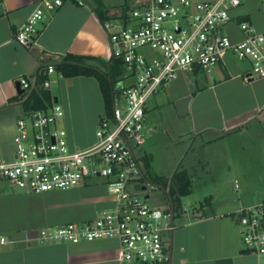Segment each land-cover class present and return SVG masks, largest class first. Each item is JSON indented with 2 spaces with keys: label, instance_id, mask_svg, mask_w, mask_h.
Masks as SVG:
<instances>
[{
  "label": "crops",
  "instance_id": "crops-1",
  "mask_svg": "<svg viewBox=\"0 0 264 264\" xmlns=\"http://www.w3.org/2000/svg\"><path fill=\"white\" fill-rule=\"evenodd\" d=\"M37 1L0 0V161H9L14 155L9 140L16 132L17 108L21 105L11 99L18 95L19 78L35 76L40 66L52 65L65 54L92 56L105 62L110 58L107 34L92 0H81L82 4L79 0H62V5L39 24L32 43H16V29ZM99 1L110 13L120 8L116 16H109L113 19L122 14L128 0ZM257 2L245 0L237 12L250 13L247 18L262 30L264 21L263 28H257V17L262 14L256 8ZM226 31L232 39L240 38L234 22L227 25ZM238 61L226 53L211 78L202 72L183 71L147 100L142 153L150 159L153 173L157 174L155 154L179 145L170 167L175 172L180 154L196 143L202 149L214 147L222 158H231L239 178L223 181L230 186L232 183L236 191L227 199L229 205L226 202L220 208L211 207L209 213L195 209L174 217L170 264L260 263L241 242L236 212L243 206L264 202V77H247L250 68ZM53 73L48 77L56 86L54 93L49 90L64 111L57 126L66 130L71 148L91 146L97 122L105 112L98 81L92 76L67 78ZM154 108L170 112L173 124L163 129L178 138L176 145L161 147L156 139H145L150 131L147 127L157 123L152 114L148 116V109ZM6 184L0 182V264H118L120 245L116 238L77 244H41L36 240L40 228L92 220L103 209L112 208L115 199L106 179L96 177L72 188L41 194L17 193ZM165 240L168 253V235Z\"/></svg>",
  "mask_w": 264,
  "mask_h": 264
},
{
  "label": "built area",
  "instance_id": "built-area-1",
  "mask_svg": "<svg viewBox=\"0 0 264 264\" xmlns=\"http://www.w3.org/2000/svg\"><path fill=\"white\" fill-rule=\"evenodd\" d=\"M244 2L133 0L126 16L104 21L110 57L120 61L125 70L124 85L113 97L110 114L105 111L100 116L91 146H69L66 130L56 124L64 115L57 102L16 120L14 155L9 161H0V182L41 194L102 177L115 199L112 208L103 209L92 220L40 228L38 243L77 244L116 238L118 264H168L163 236L169 230V211L147 203L157 186L141 180L147 100L183 71L213 72L226 53L250 63L247 77H264V29L257 30L249 19L238 21L251 15L237 12ZM62 3L37 1L17 27L14 41L23 46L32 43L39 24ZM256 8L264 15V0H258ZM231 22L239 39H232L226 31ZM53 72L52 65L47 66V75ZM51 81L47 77L42 87L49 89ZM18 83L27 92L34 86V78L24 76ZM139 192H145V198ZM236 216L244 248L264 264V202L243 206Z\"/></svg>",
  "mask_w": 264,
  "mask_h": 264
},
{
  "label": "rangeland",
  "instance_id": "rangeland-1",
  "mask_svg": "<svg viewBox=\"0 0 264 264\" xmlns=\"http://www.w3.org/2000/svg\"><path fill=\"white\" fill-rule=\"evenodd\" d=\"M132 5L133 0H128L127 5H124L122 7V10L131 7ZM262 18L264 19V15L260 14L258 15L256 20L257 28L259 29L263 28L264 20ZM238 62L239 64L250 68V63L248 61L240 60ZM213 75V72L203 74V76H207V78H211ZM53 76H55V73L52 74V77ZM55 86L56 84L52 83L51 81L50 90L52 91V93H54L53 89L55 88ZM167 104V102L164 103L166 107L170 108L169 106H167ZM17 110V116H22V108L19 107L17 108ZM148 111H150L148 116L152 114L153 119L156 120L157 123L155 127H153V125H151L150 128L149 126L147 127L150 131H148L149 134L147 137H145V139L148 140L149 137L150 140L156 139L158 145H160L161 147H164L165 145H176L178 138H173L172 136L167 135V133H165L163 129V127H166V125L172 123L170 112H168V110L164 108H154L151 110L148 109ZM15 133L12 134L9 140V146L13 147V152L14 143L12 141ZM145 135L147 134L145 133ZM170 135H172L171 132ZM183 140H185V138ZM143 148L145 149V145L142 144L141 151H143ZM177 148L179 149V145L174 147V149L173 147L167 148L162 153L155 154L153 156V159L155 161L153 163V166L158 175H166L164 177H170L174 173V170H172L173 168L170 169V167L174 164V160L177 157V154H175ZM198 159H201V162H199ZM177 166H179V168H190L191 166V170H189L192 179L191 193L185 196H181L179 202L175 203L176 208L179 206L181 207V210L178 211L181 214L183 213L184 216L190 214L195 209H198L201 212L209 213L211 211V207L220 208V205H223L226 202H228L229 205V198L236 195V191H234L233 184L231 183L230 186L229 182H223L225 178L226 181H229V179L231 181H233L234 179L239 180V178L236 176V173L234 172V162L229 157L222 158L221 155L219 156L218 151L215 150L214 147H203L202 149L199 146H196V143L192 144L191 147H189L187 150L185 148V150H183V152L180 154L176 164V167ZM5 186L9 189L11 188L8 184H6ZM16 192L23 194V192L19 190H17ZM139 195L145 198L146 194L145 192H139ZM148 196L149 197L146 198V201L150 206L159 209H165L166 195L159 187H156L155 190L151 191ZM207 197H209L210 202L204 201ZM201 203L203 204V206H201L200 209L199 207ZM167 235V233L164 234V239H167Z\"/></svg>",
  "mask_w": 264,
  "mask_h": 264
},
{
  "label": "trees",
  "instance_id": "trees-1",
  "mask_svg": "<svg viewBox=\"0 0 264 264\" xmlns=\"http://www.w3.org/2000/svg\"><path fill=\"white\" fill-rule=\"evenodd\" d=\"M97 6L99 18L102 22L112 17L105 14V7L102 6L99 0H93ZM127 4H125L126 6ZM129 9H123L122 16H126V12ZM248 20L247 17L238 18V21ZM54 71L63 77L74 76H92L98 83L103 96L104 106L106 113L110 114L112 109L113 97L121 91L123 88L124 80V67L122 63L112 57L108 61H103L92 56H79L74 54H65L60 59L52 64ZM47 66H40L34 78V86L30 91H23L21 94L16 95L11 100L19 102L24 113L47 110L52 102L54 96L48 88L42 87V82L48 77ZM143 163V180L154 184L155 186L168 190L174 204V217L178 216L181 207H175V203L179 202L181 196H185L191 193L192 179L189 170L186 168H177L171 177H164L155 174L150 168V159L145 155L141 159ZM171 178V179H170ZM164 194L166 195L165 191ZM204 201L210 202L209 197ZM203 204L201 203L200 209ZM165 211H169V202L166 196Z\"/></svg>",
  "mask_w": 264,
  "mask_h": 264
},
{
  "label": "water",
  "instance_id": "water-1",
  "mask_svg": "<svg viewBox=\"0 0 264 264\" xmlns=\"http://www.w3.org/2000/svg\"><path fill=\"white\" fill-rule=\"evenodd\" d=\"M119 11H120V8H113L111 10V13L109 12V10H105V14H107L109 16H116L117 15V12H119ZM16 89H17V93L18 94H21L23 92V89L19 88V83L18 82H16ZM160 189L163 192L165 191L166 196L168 198V202H169V212H168L169 213L168 244L170 246V250L168 252V264H170V252H171L172 232H173V220H174V204H173V201H172L171 197L169 196L168 190H163L162 188H160Z\"/></svg>",
  "mask_w": 264,
  "mask_h": 264
}]
</instances>
